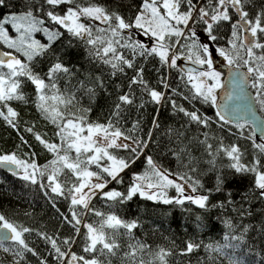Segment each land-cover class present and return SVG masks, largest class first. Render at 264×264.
<instances>
[{
    "label": "snow or ice",
    "instance_id": "1",
    "mask_svg": "<svg viewBox=\"0 0 264 264\" xmlns=\"http://www.w3.org/2000/svg\"><path fill=\"white\" fill-rule=\"evenodd\" d=\"M251 3L252 0H141L138 6H133L134 12L124 14L119 0H114L112 5L92 0H38L30 3L23 14L0 19V44L9 49L0 52V120L18 130L20 113L12 105L13 102L29 103L24 87L31 84L35 92L34 106L45 120L55 125V136L58 137L57 142L46 140L33 131L34 126L27 127L25 131L32 133L52 158L47 164L39 165L34 152L23 155L16 151L0 153V168H6L13 176L36 186L53 207L58 199L67 200L70 215L60 213V216L74 232L67 237L58 233L49 235L18 224L0 213V250L11 256L10 264H25L27 254L36 257L38 264H48L28 242V234L34 232L49 245V255H53L57 264H112L111 258L122 248L118 240L121 236L128 238L122 264H168L167 257L173 255L172 249L159 248L153 253L149 245L135 238L134 230L139 227L137 220H125L116 212H102L92 204L94 198L100 197L109 207H115L139 196L182 208L186 203L199 209L208 208L209 196L198 194V189L202 188L199 180L188 173L170 171L152 155L145 154L152 142V131L147 138H141L133 135L139 128V121H134L129 129L122 127L124 112L136 104L137 90L141 100L139 108L152 103L158 106V115L159 107L169 104L173 114L180 113L186 118L181 128L193 124L198 128L210 127L211 119L200 113L195 107L196 102L217 107L216 117L221 129L234 123L232 116H237L234 126L242 137L244 129L254 125L247 138L252 139L256 154L248 163L242 162L244 153L237 144L225 145L221 139L213 148L207 132L203 134L204 139H197L212 157L209 164L214 165L216 156L223 153L231 161L228 167L236 174L252 176L256 195L264 199V143L254 139L256 128L264 135V120L256 115L257 109L264 112V8L251 15L248 10ZM4 4L5 0H0V6ZM61 6L66 7L58 11ZM7 24H11L16 35L9 34ZM225 25L231 28L228 47H218L217 51L230 68L244 71L232 73L233 90L225 94V104L217 106V90L224 85L220 80L221 73L213 67L210 43L218 42L221 38L218 33ZM198 29L209 43L201 42ZM40 32L46 37L44 43L35 39L34 34ZM65 32L81 41L92 59L110 68L112 76H127L128 70L132 72L128 76V91L121 92L117 86V95L104 122L89 120L90 108L73 111L75 93L58 87V80L71 74V69L52 52L53 45ZM138 36L147 37L151 43H145L136 38ZM184 52H187L186 59L198 68L185 70L178 67ZM49 55L54 57L53 62L41 74L36 71L34 62ZM152 61L158 65L155 85L145 78L144 65ZM172 70L178 73L176 87L170 83ZM80 87L90 97H95L96 89L103 88L104 82L95 77L81 81ZM176 96L187 101L191 110L178 104ZM228 101L238 103L230 105ZM240 113L248 119L240 117ZM153 126L160 127L156 117ZM168 134L182 143L184 132L180 129H169ZM20 139L23 145L31 148L23 136ZM181 153L187 154V145L173 151L178 159ZM142 156L143 170L131 174L124 191L109 187L123 184L124 174ZM194 171V167H189V172ZM224 183L225 177L218 175L215 191H221ZM186 188L195 195L187 194ZM170 189L175 190L176 196H168ZM89 214L99 219L84 223L83 217ZM196 219L201 221L200 216ZM225 223L229 229L234 228L231 222ZM81 226L86 230L82 251L88 256L72 251ZM246 232L247 226L241 235L226 236L229 243L222 246L209 244L205 246L206 250L220 256L228 255L225 250L238 248ZM200 247V243L186 241L180 255H188ZM146 252L152 259L145 261L143 255ZM229 259L230 264H240L231 256Z\"/></svg>",
    "mask_w": 264,
    "mask_h": 264
},
{
    "label": "trees",
    "instance_id": "2",
    "mask_svg": "<svg viewBox=\"0 0 264 264\" xmlns=\"http://www.w3.org/2000/svg\"><path fill=\"white\" fill-rule=\"evenodd\" d=\"M37 2L38 0H5V4L0 6V19L10 13H24L28 10L30 3ZM92 2L112 5L114 0H92ZM140 2L141 0H119L121 11L124 14L134 12L135 7L133 6H138ZM65 7L61 6L58 11H62ZM262 8H264V0H252L248 10L251 15H255ZM37 15H43V13H37ZM10 33L13 32L10 31ZM34 35L42 43L46 42V37L42 32ZM218 35L221 38L214 45L225 47L231 36L230 25H225ZM5 50L9 51L7 48ZM2 51L4 50L2 49ZM52 52L71 69V74L63 76L57 83L62 91L75 93L76 102L73 111L90 108L91 112L87 114L88 119L104 122L117 95V86H120L119 91L121 92L128 91V76L132 75L131 70H128L127 76L119 74L115 77L112 76L110 68L92 59L85 45L66 32L53 45ZM53 59L54 57L51 55L37 58L34 62L36 71L43 74ZM144 67L145 78L155 85L157 79L155 68L158 65L152 61L146 63ZM95 77H100L103 80L104 87L97 88L95 97H90L80 87V82ZM170 83L173 87L179 83L177 70L171 71ZM180 90L183 91V88ZM24 91L29 97V103L25 105L13 102L12 105L20 113L18 130L7 126L0 120V153L16 151L23 155V153L34 152L36 162L39 165H45L52 158L51 154L36 141L32 133L25 129L34 126L33 131L41 134L44 139L57 142L56 127L45 120L34 106V87L27 84ZM136 95V104L126 109L123 114L122 127L129 129L134 121H139V128L133 135L141 138H147L149 131H152V142L145 154L152 155L159 164L170 171L181 174L188 173L194 179L199 180L202 188L198 189V194L209 196L208 208L199 209L188 203L182 208L181 206L145 200L139 196L124 205L115 207H109L108 203L100 197H96L92 201L93 206L105 213L116 212L125 220H137L139 227L134 230L135 238L149 245L150 251L153 253L159 248L172 249L173 255L167 257L168 264H230V256L237 259L240 264H264V199L256 195L252 176L236 174L228 167L231 161L223 153L216 156L214 165L209 164L208 161L212 157L207 154L204 145L199 143V140L204 139L203 134L207 132L209 134L208 142L213 144V148L218 146L221 139L225 145L237 144L244 153L242 162L248 163L256 154L252 139L247 138L251 135L252 127L248 125L244 129L243 137L240 136L239 130L234 124L224 125L221 129L214 106L196 102L195 107L199 109L200 113L211 119L210 127L198 128L193 124L181 128V125L185 124L186 118L180 113L173 114L171 105L166 104L159 107L157 115L158 106L152 103H145L143 108H139L141 100L138 90ZM174 98L178 104L191 110V105L187 101L179 96ZM145 99L147 98L145 97ZM259 113L264 117V112L259 111ZM154 117L157 118L160 125L158 129L153 126ZM169 129H180L184 132L182 143H178L174 135L168 134ZM21 136L28 142V145H31V148L22 144ZM256 142L264 143L258 140ZM18 145H20L19 149ZM185 145H187V154L181 153L178 159L173 155V151H177ZM121 155H125V153H121ZM189 160H191L190 165ZM144 166V157L142 156L124 174L123 184H112L109 187L124 191L130 183L131 174L142 171ZM189 167H194L196 171L189 172ZM218 175L225 177V183L219 192L215 191ZM209 190L212 191L209 192ZM171 194L173 191L169 190L168 195ZM229 200L232 202L229 203ZM213 205L216 206L213 207ZM68 209L69 202L67 200L58 199L56 206L53 207L48 198L36 186L28 185L19 176H13L9 171L0 168V213L5 214L10 220L37 231L47 232L49 235L58 233L61 237H67L74 235V232L70 225L62 222L60 213L70 215ZM197 216L201 217V221H197ZM98 219L89 214L83 217V222L93 223ZM226 221L231 222L234 228L229 229ZM199 224L202 226H198ZM245 226H247V232L244 233L243 242L238 248L226 249L228 255L220 256L206 250L205 246L209 244L222 246L229 243L225 237L241 235ZM85 231L81 226V233L76 237L72 251L88 256L89 254L82 251ZM118 240L122 248L116 257L111 258L112 264H122V253L127 249L128 238L121 236L118 237ZM189 240L200 243L201 247L188 255H180L185 242ZM28 242L40 256L47 259L48 264H57L53 255H49V245L37 237L35 232L28 234ZM232 243L237 242L232 241ZM143 258L145 261L152 259L147 252ZM10 261L11 256L0 250V264H10ZM25 264H38V260L31 254H27Z\"/></svg>",
    "mask_w": 264,
    "mask_h": 264
},
{
    "label": "water",
    "instance_id": "3",
    "mask_svg": "<svg viewBox=\"0 0 264 264\" xmlns=\"http://www.w3.org/2000/svg\"><path fill=\"white\" fill-rule=\"evenodd\" d=\"M0 52H3L1 48H0ZM215 63L218 66V68L223 71V75L221 77V83L224 85V87L217 90V98H218L217 106H222L225 104V94L227 92H231L233 90V75H232V73L236 72V71H244V69L237 70L234 68H230V66L226 62L220 61L219 59L215 60ZM180 67H181V69L186 70V69L192 68V67L198 68L199 66L194 65V64H192V62L190 60L183 58L180 62ZM249 91H251V90L249 89ZM227 103L231 105L233 103H238V102L228 101ZM214 108L217 111V107H214ZM256 115L259 119L264 120V117L259 113L258 109H257ZM240 117H242L243 119H248V117H245L243 113H240ZM231 119L235 123V121L237 120V116H232ZM250 126L252 127V130H253L254 125H250ZM255 131H256V136L254 138L256 140H263L264 135L261 134L260 129L256 128ZM2 169L8 171L6 168H2Z\"/></svg>",
    "mask_w": 264,
    "mask_h": 264
},
{
    "label": "rangeland",
    "instance_id": "4",
    "mask_svg": "<svg viewBox=\"0 0 264 264\" xmlns=\"http://www.w3.org/2000/svg\"><path fill=\"white\" fill-rule=\"evenodd\" d=\"M11 14H18V15H19V13H10V14H7L5 17H7V16H9V15H11ZM21 14H23V13H21ZM5 27L8 29L10 35H13V36L16 35L15 30L12 28L11 24H7V25H5ZM10 31H12L13 33H10ZM198 34L200 35L201 42L209 43V42L204 38L202 32H200L199 29H198ZM136 38L141 39V40L144 41L145 43H151V41H149L147 37L138 36V37H136ZM35 39H37V38H35ZM229 39H230V38H229ZM0 47H1V48L3 47L2 49H3L4 51H6V50H5L6 46L0 44ZM227 47H228V44H226L225 48H227ZM217 48H218V47H216L214 44H211V43H210V51H211V53H212V57H211V58H212V60H213V67H214V69H215L216 71H219V72L221 73V76H220V80H221V77H222V75H223V71L220 70V69L218 68V66H217L216 63H215V60L219 59L220 61H223V62H226V63H227V61L224 60V58L221 57V56L219 55V53H218V51H217ZM186 56H187V52H184V55H182V56H181V59L178 61V67H179V68H181V67H180V62H181V60H182L183 58H186ZM258 141H262V142H264V139H263V140H258ZM170 190L173 191V194L168 195V196H169V197H174V196H176V192H175V190H174V189H170ZM186 193H187V194H193V195H195V193H191V190H190L189 188H186Z\"/></svg>",
    "mask_w": 264,
    "mask_h": 264
}]
</instances>
